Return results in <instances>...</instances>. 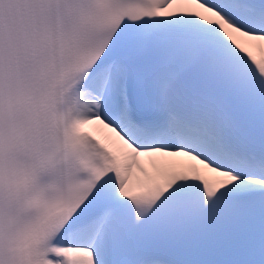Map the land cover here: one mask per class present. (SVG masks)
<instances>
[{
  "label": "snow or ice",
  "instance_id": "obj_1",
  "mask_svg": "<svg viewBox=\"0 0 264 264\" xmlns=\"http://www.w3.org/2000/svg\"><path fill=\"white\" fill-rule=\"evenodd\" d=\"M0 264H264V0H0Z\"/></svg>",
  "mask_w": 264,
  "mask_h": 264
},
{
  "label": "bare ground",
  "instance_id": "obj_2",
  "mask_svg": "<svg viewBox=\"0 0 264 264\" xmlns=\"http://www.w3.org/2000/svg\"><path fill=\"white\" fill-rule=\"evenodd\" d=\"M104 131L105 130H102V126H101V128L99 130H94V134H97L98 136H100L102 138L104 135Z\"/></svg>",
  "mask_w": 264,
  "mask_h": 264
}]
</instances>
